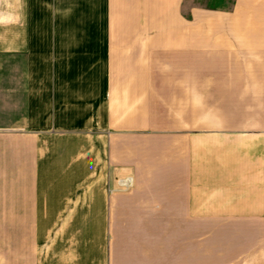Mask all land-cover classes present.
Segmentation results:
<instances>
[{
  "label": "crops",
  "instance_id": "0c3cea01",
  "mask_svg": "<svg viewBox=\"0 0 264 264\" xmlns=\"http://www.w3.org/2000/svg\"><path fill=\"white\" fill-rule=\"evenodd\" d=\"M115 140L123 168L138 141L154 180H139L137 205L155 219L264 221V0H0L11 252L36 221L44 264H115ZM170 247L193 264L192 230H172ZM246 254L264 264V243Z\"/></svg>",
  "mask_w": 264,
  "mask_h": 264
},
{
  "label": "rangeland",
  "instance_id": "374dc122",
  "mask_svg": "<svg viewBox=\"0 0 264 264\" xmlns=\"http://www.w3.org/2000/svg\"><path fill=\"white\" fill-rule=\"evenodd\" d=\"M150 149L153 152V148ZM114 151L115 162L103 184L104 194L112 198L114 203L113 219L108 222L110 255H113V260L109 257L108 261H115V264H180L181 259L173 261L170 251L171 232L187 227L193 231V264H252L247 254L244 258L241 256H244V250L252 249L255 243H264V221L176 222L155 219L158 215L154 211L140 210L137 205L139 200L144 199L143 191L141 194L138 191L139 180L144 184L150 175V180H154L153 173L140 171L138 141L131 142L130 154L133 160L130 168H123L122 165L121 140H115ZM128 177L132 179V186L127 190L121 189L118 182ZM32 223L33 227L28 223L17 238L20 243L17 245L18 253L10 251L11 237L0 239L3 244L0 248V264H44L42 260L46 258L38 242L37 222ZM253 232L259 236L252 237L250 234Z\"/></svg>",
  "mask_w": 264,
  "mask_h": 264
},
{
  "label": "built area",
  "instance_id": "2783aa9c",
  "mask_svg": "<svg viewBox=\"0 0 264 264\" xmlns=\"http://www.w3.org/2000/svg\"><path fill=\"white\" fill-rule=\"evenodd\" d=\"M129 179H130V178L121 179V180L118 182V186H119L121 189L127 190L128 188H130V187L132 186V180L130 181Z\"/></svg>",
  "mask_w": 264,
  "mask_h": 264
},
{
  "label": "bare ground",
  "instance_id": "6f19581e",
  "mask_svg": "<svg viewBox=\"0 0 264 264\" xmlns=\"http://www.w3.org/2000/svg\"><path fill=\"white\" fill-rule=\"evenodd\" d=\"M128 178H130V177H128ZM129 180L131 181L132 179L130 178Z\"/></svg>",
  "mask_w": 264,
  "mask_h": 264
}]
</instances>
